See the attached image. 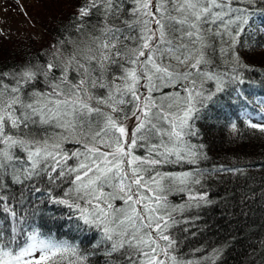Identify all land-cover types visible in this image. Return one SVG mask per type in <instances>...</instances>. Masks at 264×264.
I'll return each mask as SVG.
<instances>
[{"label": "snow or ice", "instance_id": "1", "mask_svg": "<svg viewBox=\"0 0 264 264\" xmlns=\"http://www.w3.org/2000/svg\"><path fill=\"white\" fill-rule=\"evenodd\" d=\"M257 14L264 0H78L45 58L0 69V264H193L175 235L210 202L192 140L229 88L248 115L240 52L264 48ZM39 205L66 209L80 244L36 226Z\"/></svg>", "mask_w": 264, "mask_h": 264}, {"label": "trees", "instance_id": "2", "mask_svg": "<svg viewBox=\"0 0 264 264\" xmlns=\"http://www.w3.org/2000/svg\"><path fill=\"white\" fill-rule=\"evenodd\" d=\"M33 1L32 9H22V14L31 28L42 31L46 42L37 41L31 33L10 36L0 30V69L9 70L24 58H45L48 45L71 32L65 26L78 0ZM250 23L255 33L257 27L264 25V17L257 14ZM245 39L242 35L241 40ZM259 39L256 36V40ZM247 43L256 47V41L251 38H247ZM240 55L247 65L239 69L245 80L239 87L251 101L246 105L248 115L242 114L244 102L237 103L235 93L229 88L220 94L219 102L209 111L208 121L198 122L202 131L200 141L192 140L194 144L205 145L208 158L199 165L205 173L201 180L203 188L199 185L195 188L199 193H206L210 202L187 209L183 218L190 222L179 225L175 235L182 258L192 260L193 264H212V260L215 264H264V132L249 127V123H264V105L261 104L264 100V48L252 53L246 46ZM190 167L177 166L170 170L187 171ZM221 167L241 171H214ZM169 199L180 205L187 196L178 194ZM66 212L54 205H39L31 219L43 232L80 244L84 239L81 233L70 230L60 219ZM184 228L188 231H183ZM93 260L104 264L102 257H93Z\"/></svg>", "mask_w": 264, "mask_h": 264}, {"label": "rangeland", "instance_id": "3", "mask_svg": "<svg viewBox=\"0 0 264 264\" xmlns=\"http://www.w3.org/2000/svg\"><path fill=\"white\" fill-rule=\"evenodd\" d=\"M33 5V0H0L1 32L10 36H25L31 33L37 41L44 44L46 40L42 31L37 28H31L22 14V9H32ZM35 5L38 6L39 3H35Z\"/></svg>", "mask_w": 264, "mask_h": 264}]
</instances>
